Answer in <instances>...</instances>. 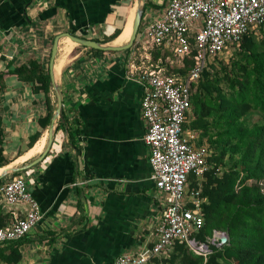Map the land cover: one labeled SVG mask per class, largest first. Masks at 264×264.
I'll return each instance as SVG.
<instances>
[{"label": "crops", "instance_id": "obj_1", "mask_svg": "<svg viewBox=\"0 0 264 264\" xmlns=\"http://www.w3.org/2000/svg\"><path fill=\"white\" fill-rule=\"evenodd\" d=\"M128 1L0 0L1 140L7 160L0 168L19 167L36 158L49 125L41 128L37 122L46 112L43 92H33L29 83L7 74L8 66L34 59L44 71L46 45L62 32L101 44H123L116 43L119 33L115 39L105 38L121 28L125 17L127 21ZM166 2L152 0L156 16ZM62 38L53 61L58 73L53 71V76L59 80L66 122L56 121L49 148L39 161L5 174L24 178L41 218L18 240L17 261L4 260L14 245L0 244V264H111L117 255L153 241L163 197L150 179L148 148L142 140L141 87L129 77L138 68L132 46L99 51L73 42L63 56L58 54ZM51 89L50 84L52 107ZM35 131L39 135L28 147ZM42 136V148L20 159ZM0 210L8 215V223L11 214L1 206Z\"/></svg>", "mask_w": 264, "mask_h": 264}, {"label": "built area", "instance_id": "obj_2", "mask_svg": "<svg viewBox=\"0 0 264 264\" xmlns=\"http://www.w3.org/2000/svg\"><path fill=\"white\" fill-rule=\"evenodd\" d=\"M263 22L264 0H167L162 13L137 30L144 45L166 51L177 61L192 51V65L184 75L160 68H136L129 73L141 87L142 140L148 148L150 179L163 198L151 244L119 254L111 264H148L175 241L183 242L204 260L211 246L219 248L220 239L226 240L220 230H212L204 241L193 237L202 225L204 199L199 196V186L207 169L208 150L197 143V132L183 125L202 70L215 58H226L243 35L256 33ZM189 176L196 180V189L187 188ZM0 206L11 214V220L0 227V244L22 238L41 218L39 206L20 176L0 184Z\"/></svg>", "mask_w": 264, "mask_h": 264}, {"label": "trees", "instance_id": "obj_3", "mask_svg": "<svg viewBox=\"0 0 264 264\" xmlns=\"http://www.w3.org/2000/svg\"><path fill=\"white\" fill-rule=\"evenodd\" d=\"M146 4L145 0L143 12ZM122 27L115 28L105 41L120 34ZM258 31L259 40L252 32L242 36L229 64L215 58L217 68L211 62L202 70L191 91L190 109L183 125L184 129L197 132V143L205 144L208 150L207 169L199 186V196L204 199L200 208L202 225L193 237L204 241L212 230H220L226 240L219 248L211 246L204 260L183 242L175 241L165 254L152 257L148 264H264V193L256 185L264 178V22ZM167 53L152 48L151 59L162 64ZM192 53L166 73L184 75L192 65ZM8 67L7 74L29 83L33 92L41 90L45 95L46 112L37 120L45 128L52 112L47 96V66L42 71V65L31 59ZM2 79L0 73V83ZM254 113L258 120L250 122L248 116ZM62 121L66 122L61 111L58 122ZM2 133L0 116V167L7 163L2 154ZM67 133L70 135L69 130ZM38 135L35 131L29 136L28 147ZM187 182L188 189L197 188L191 176ZM8 218L0 210V227ZM18 240L7 242L14 246L5 261L19 259Z\"/></svg>", "mask_w": 264, "mask_h": 264}, {"label": "water", "instance_id": "obj_4", "mask_svg": "<svg viewBox=\"0 0 264 264\" xmlns=\"http://www.w3.org/2000/svg\"><path fill=\"white\" fill-rule=\"evenodd\" d=\"M144 2H145V0H136L133 16H132V20H131L130 33H129V36H128L126 42H124L121 45L101 44V43L94 41V40H89V39H84V38L74 36L68 32H62V33L56 34L53 37L52 42H51V46H50V51H49L47 68H48L49 82H50L52 90H53L55 103H54V110L50 116V122H49V125H48L47 130H46V138H45L44 146H43L40 154L36 158H34L30 162H28L27 164H24V165L19 166V167H5V168H3L0 171V178L3 177L6 173H12V172L19 171L25 167L30 166L31 164L36 163L37 161H39L44 156L47 149L49 148V145H50L51 140H52V134L54 131L55 123L61 117V91H60L59 84H57L55 82L54 76H53V61H54V57L56 55L57 45H58L59 39L61 37H67L71 41H73L79 45L86 46V47H89L92 49H97V50L116 51V50L127 49L132 45V43L136 37L138 25H139L141 17H142ZM220 240L223 243L225 241V238L222 237Z\"/></svg>", "mask_w": 264, "mask_h": 264}, {"label": "rangeland", "instance_id": "obj_5", "mask_svg": "<svg viewBox=\"0 0 264 264\" xmlns=\"http://www.w3.org/2000/svg\"><path fill=\"white\" fill-rule=\"evenodd\" d=\"M147 4L145 6V10L142 14L140 23L138 25V29H141L143 27V25L145 24V21H150L157 13L156 9H154V7L152 6V0H146ZM135 4H136V0H129L126 4V16H128L130 9L135 8ZM157 6V5H156ZM155 6V7H156ZM125 21H126V17H125ZM124 21V22H125ZM124 22L122 23V26L124 24ZM126 24V23H125ZM256 40L261 39V32L260 31H256V33L253 34ZM67 37L62 38V42L61 44H59V48H58V54L59 55H65L63 50H62V46L66 45L68 48H70V46L73 44V41H69V40H65ZM68 39V38H67ZM143 40V39H142ZM68 41V43L66 42ZM50 42L46 45V51H45V60L44 61H48V57H49V51H50ZM132 48H130V52H132L133 55V59L132 61L135 62V65H138V69H151V68H160L163 72H167L168 70H170L171 68L178 66L179 65V61H177V59L172 56L170 53H167L163 59V63L160 64L159 60L153 61L151 59V51L152 49L148 48L146 45L142 44V42L139 41L138 37L136 36L133 43H132ZM57 54V55H58ZM235 58V55L233 53V51L230 52L229 55H227L226 58L222 59V64H229V62ZM58 59V58H57ZM212 63L214 64V66H218L219 63H216V60L214 59V61H212ZM59 71V69H58ZM58 78L56 79V83L58 82ZM63 93H64V89ZM50 99L52 100V107L54 108V94L53 91L51 89V97ZM248 119L250 122L252 121H256L258 120V115L254 114H250L248 116ZM11 176V174L9 175H5L3 177L0 178V184H2L6 179H8ZM248 184H252L253 181H248ZM256 185L258 186V188L261 190L262 193H264V178L260 179L258 182H256Z\"/></svg>", "mask_w": 264, "mask_h": 264}, {"label": "bare ground", "instance_id": "obj_6", "mask_svg": "<svg viewBox=\"0 0 264 264\" xmlns=\"http://www.w3.org/2000/svg\"><path fill=\"white\" fill-rule=\"evenodd\" d=\"M133 12H134V8L130 9V12L127 16V21H126V24L123 28V30L121 31V33L117 36L116 38V43H124L126 42L128 36H129V33H130V26H131V20H132V16H133ZM64 38V37H63ZM66 40H69L70 39H66ZM68 43V41H66ZM62 50L64 52V54H66L69 50V48L66 46V45H63L62 46ZM68 54V53H67ZM63 60V56L60 57V60H58V67L61 68V65H62V61ZM66 60V58H65ZM55 64V62H54ZM64 64V63H63ZM53 71L55 73V75H57V69H56V66L53 65ZM44 142V136H42L32 147L31 149L25 153V155H23L20 159H26L28 156H30L31 154L37 152L38 150H40V148H42V144ZM32 157V156H31ZM8 166V165H7ZM4 168V167H3ZM2 168H0V171H1Z\"/></svg>", "mask_w": 264, "mask_h": 264}]
</instances>
